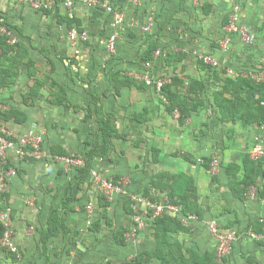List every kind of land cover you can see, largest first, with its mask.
I'll use <instances>...</instances> for the list:
<instances>
[{"label":"crops","instance_id":"1","mask_svg":"<svg viewBox=\"0 0 264 264\" xmlns=\"http://www.w3.org/2000/svg\"><path fill=\"white\" fill-rule=\"evenodd\" d=\"M103 1L125 13V24L116 27L106 11L89 8L78 0L75 18L80 22V25L77 23L79 29L88 32L89 40L76 57L68 39L71 28L67 22L59 20L68 16L64 8L45 14L26 7V0H0L1 18L14 31L26 55L21 65L26 66L27 79L32 81L21 98L11 101L8 107H0L22 113L3 120L5 126L17 137H40L42 128L47 127L49 132L52 129L50 143L44 146L49 156L44 159H22L14 151L8 154L9 162L18 169V174L8 179L7 191L8 204L13 211L14 242L20 254L12 255L0 249V264H122L144 252L155 253L158 243L152 225L149 230L139 231L137 241L130 240L129 233L124 243L118 241L119 229L128 231L134 227L128 200L110 201L109 217L105 218L99 194H94L93 187H89L91 179L79 181L77 168L65 167L51 157L53 150L86 157L96 146L95 169L107 160L112 161L116 141H128L131 136L137 138L131 142L134 148L149 146L150 158L141 162L142 154L138 152L133 159L119 158L121 166L114 177L131 175L128 191L145 194L148 188L152 197L161 199L166 193L152 185L158 181V175L187 173L195 180L203 219L193 222L191 230L175 233L171 240L177 239L184 251L194 247L201 255L213 253L217 242L207 222L215 220L222 224L225 232L237 234V241L225 256L230 264H249V256L254 257L256 264H264V243L253 236L251 229L252 222L264 221V160L256 161L251 154L262 126L223 122L215 102L216 94L223 88L215 71L223 70L228 77L236 78L229 71L243 74L264 69V0H237L241 5L240 22L254 35L253 42L226 29L235 0ZM16 3L25 6V23L17 21L13 15ZM116 32L120 35L117 53L110 55L103 41ZM152 43H156L158 49L170 48L185 55L169 63L155 54L153 59L144 61L143 56ZM196 53L216 57L221 67L203 66ZM29 59L35 62V69L46 64L49 71L43 77L36 72L31 78ZM141 73L154 77L179 76L185 82L184 92L191 81L203 82L204 106L181 122L178 113L169 112L167 105L160 102L154 88L122 83L129 77L138 85L142 84L134 77ZM35 79L40 80L42 86L38 94L31 97ZM53 81L57 84L53 85ZM60 96L63 102L58 101ZM89 111L93 115L86 118ZM103 114L111 117L119 134L112 139L107 153H103L104 139L98 120ZM221 125L233 128V136L229 147L221 151V168L213 181L210 170L174 147L215 140L214 131ZM155 129H160L161 134L156 135ZM163 141L168 145L167 151L181 158L180 161L168 159L166 152L156 145ZM155 149L158 150L156 159ZM247 156L256 165V185L246 198L240 199L233 194L232 187L244 178ZM203 157L212 159L210 155ZM166 160L170 161L164 165ZM229 164L239 165L240 171L236 175L229 173ZM1 167L0 160V171ZM253 189L258 191L259 200L251 199ZM89 204L91 211L87 208ZM54 211L63 226L58 227L57 233L45 244L43 234L49 228ZM148 264H161V261L153 260Z\"/></svg>","mask_w":264,"mask_h":264},{"label":"trees","instance_id":"2","mask_svg":"<svg viewBox=\"0 0 264 264\" xmlns=\"http://www.w3.org/2000/svg\"><path fill=\"white\" fill-rule=\"evenodd\" d=\"M60 2L61 0H57ZM59 6L57 10H59ZM45 14H49V10L43 11ZM58 14V12H57ZM1 18V15H0ZM62 22H67L70 28L73 27L74 23H79L76 18L60 17L59 19ZM10 25V24H9ZM11 26V25H10ZM0 48L2 50L0 58V90L11 87L14 80L18 77V67L26 58V55L20 49L18 42L16 44H10L8 38L0 32ZM158 45L152 43L148 50L143 56L144 61L153 59L155 52L158 50ZM167 55L165 57L166 63L171 62V60H180L184 57L182 52H173L170 48L167 49ZM29 66V76L33 78L36 75L35 62L31 59L28 61ZM74 62V61H73ZM203 66H207L203 61H201ZM209 67V66H207ZM211 68V67H209ZM225 71H215V76L223 84L222 90H220L215 97V102L220 109L221 120L223 122H242L245 125L257 124L259 126H264V83H257L254 80L245 77L237 76L236 78H231L225 75ZM122 83L127 85H136L139 88L148 87L145 83L137 84L135 80L125 77ZM53 85H56L55 81L52 82ZM185 82L183 78L179 76L172 77V80L168 83H165L162 88V94L167 98V103L169 112H176L179 114V120L185 122L193 112H199L200 109L204 106V100L201 99V94L205 88V84L201 81L194 80L190 82L189 88L184 92ZM41 81L35 79V85L32 87L30 96L34 97L38 94V90L41 88ZM62 90V89H61ZM194 94V95H193ZM249 97H253L254 100H250ZM63 97H58L59 102H63ZM17 110H3L0 108V119L7 121L12 116L17 117L20 115ZM93 115L92 111L86 115V118H90ZM24 117V115H23ZM22 118L20 121H23ZM99 122L101 123L100 131L102 132L104 139V148L103 153H107L112 139L118 137V131L112 125L111 117L109 115L103 114L98 117ZM96 146L88 151L87 156L83 157L84 165L77 167L79 171V181H85L91 179V173L94 170L93 160L96 153ZM155 159L157 158L158 150L155 149ZM53 157H71L77 155H69L64 152L52 151ZM34 159V158H29ZM202 165L205 166L208 170L212 171V162L213 160L207 157L202 158ZM10 167H15L10 162L2 166V170L5 172ZM16 168V167H15ZM228 172L236 175L240 171V167L237 164H229ZM17 172L18 169L16 168ZM244 178L232 187L233 194L240 198H246L247 194L250 192L252 186L256 185V165L254 161L247 156L244 160ZM216 173H213V181L216 180ZM117 177L114 178L116 182ZM158 181L153 183L158 191L165 192L168 199L174 205L180 206L183 215L195 214L198 216L199 220L203 219V213L200 209L199 199L197 195V187L195 184L194 178L187 174L181 173L178 175L165 177L160 174L157 176ZM8 184V183H7ZM0 185H1V175H0ZM89 187H93V182L90 181ZM145 194L151 198V200H159L158 198L152 197L150 194V189L145 190ZM8 191L7 189H0V213L11 209L8 204ZM99 203L100 206L104 209L103 216L108 219V208L110 207V201L104 193H99ZM128 212L133 216L134 209L132 202L129 201ZM11 218L13 219V211L11 209ZM134 225H136L134 223ZM63 226V222L59 219L57 211H54L49 228L43 234V242L46 244L51 236L57 233V228ZM154 234L156 241L158 243L157 251L153 254L150 252H144L139 256L135 257L130 261L123 262L122 264H148L153 260H160L161 264H230L228 257H222L218 259L216 253L207 252L204 255H201L196 251L194 247L187 248L186 251L183 250V247L177 239H170L175 233L181 231H189L192 228V225H186L183 223L182 219L178 216H173L170 214H164L163 216L157 217L153 224ZM251 229L254 234L261 235L264 234V221H254L251 223ZM131 230L119 229L116 232L118 241L124 243L127 238V233H130ZM5 228L0 224V239L4 236ZM261 241V240H259ZM264 243V241H261ZM10 254L14 255L15 253L9 251ZM254 257L249 256L247 261L249 264H256ZM113 264V263H106Z\"/></svg>","mask_w":264,"mask_h":264},{"label":"built area","instance_id":"3","mask_svg":"<svg viewBox=\"0 0 264 264\" xmlns=\"http://www.w3.org/2000/svg\"><path fill=\"white\" fill-rule=\"evenodd\" d=\"M82 1L89 8L106 11L113 19V23L116 27L125 24L126 15L121 9H118L103 0ZM26 2L29 3L35 11H51L59 6L65 9L70 18L73 19L76 17V6L78 0H61L60 2L57 0H26ZM240 10L241 5L237 2V0H235L233 10L229 15L226 29L228 32L239 34L247 42H253L254 35L250 32L247 26L240 22ZM0 32L8 38V42L10 44H16L18 42L14 31L5 23L3 18H0ZM68 39L74 49L75 56L77 57L81 54V46L89 40V34L87 31L79 29L78 25L75 23L68 33ZM119 39L120 35L117 32L110 34L106 39H104L103 44L110 55H115L117 53ZM167 51V49H158L155 52V57L163 59L166 57ZM1 52L2 50L0 48V55ZM196 55L201 61L211 68L218 69L221 67L220 61L210 54L196 53ZM229 73L236 77L239 75L245 76L257 83H264V69L262 71H249L243 74H237L234 71H229ZM134 77L140 82L145 83L147 86L154 88L164 103H167V98L162 94V88L165 83L171 81L172 77L170 75L163 74L158 77H154L149 73H141L135 74ZM262 104H264V102ZM261 130V134L257 135L255 138L254 146L251 151L252 157L256 161L264 160V126L261 127ZM41 141L42 139L39 136L17 137L8 130L0 127V160L2 166L9 162L8 154L10 151H14L16 155L22 159H44L46 155L41 150ZM53 159L63 160L64 163L65 161L68 163H74L76 164V168L84 165L83 157H78V155L71 157H53ZM217 166V160L215 159L212 162V170H214V173L218 172ZM17 174L18 172L15 167H10L5 172L1 170L0 189H7L8 179ZM91 178L94 182L98 181V183L95 184L103 189L100 193H104L109 201H112L114 198H122L132 202L135 213L133 218L136 225H134L133 229L129 233L131 237L135 238L139 231L142 230V220L144 217L151 220V224H153L157 217L163 216L164 214L178 216L186 225H191L193 222L199 221L198 216L195 214L183 215L181 207L171 203L167 196L153 201L143 192L139 193L128 191L119 181L116 182L114 179L101 178L97 175L95 170L92 171ZM142 205L146 206L145 210L142 209ZM87 208L90 211L93 210L91 204H89ZM0 224H2L5 228L4 236L0 239V245L8 246L9 251L19 255L20 249L14 242L15 230L13 227V219L11 218V209H7L6 211L0 213ZM207 226L210 232L215 236L217 242L215 250L216 256L218 259H222V257L226 256L230 252V244L237 241V234L235 232H225L224 230H221L218 222L215 220L207 222ZM253 236L258 240L264 241V234L257 235L253 233Z\"/></svg>","mask_w":264,"mask_h":264},{"label":"rangeland","instance_id":"4","mask_svg":"<svg viewBox=\"0 0 264 264\" xmlns=\"http://www.w3.org/2000/svg\"><path fill=\"white\" fill-rule=\"evenodd\" d=\"M26 4H27L26 7L32 9V6L29 3H26ZM24 9H25V6H21L18 3H16L15 5L13 4L12 10H15L13 12L14 17L17 18V21L23 22V23H25V17H26ZM20 39L23 40V38L21 36H20ZM1 59L2 58H0V61H1ZM36 69H37L38 74L41 77H43L44 73L49 71V65L41 64V65H38ZM17 71H18V77L14 80L11 87H9L8 90H3L0 92V94H1V96H0V107L1 108L2 107H8V105H10L11 101L16 100V98H21V94L27 88H29L32 84V81L27 79L26 66L25 65L19 66ZM76 72H80V71H76ZM80 73H77V74H80ZM86 83H88V82H86ZM211 83L212 82H210V84ZM209 89H210V91L212 90L211 85H210ZM210 91H209V95H210ZM4 93H5V95H3ZM159 99H160V102L164 104V101L160 97H159ZM5 124L6 123L0 119V127L4 128L10 132L11 130L8 128V126H5ZM55 129H56V131L58 130L57 128H55ZM231 131L233 132V128H229V127L227 128L225 125H221L219 128H217L214 131V134H213L214 137L213 138H216L215 140L209 139V140L201 141L199 143L186 144L184 146L180 145V144H178V145L176 144L174 148H178V150H179L178 152L187 153V154L191 155L193 158H196L197 159L196 162L198 164L203 163V161H202L203 156L210 155L212 157V160H215V159L217 160V165H218L217 171L219 172L220 168H221V159H220L221 153H222L221 151H224L225 149H227L229 147L228 143L233 136V134H231ZM50 132H52V129H50ZM50 132H49V129L47 127H44L41 129V133H42L40 135V137L42 139L41 150L46 156H49V153L47 151V147H46V149H44V146L45 145L47 146L50 143V137H51ZM154 132L156 135L161 134L160 129H155ZM96 133H97V131L94 132L93 136H95ZM135 135L139 136V133H135ZM135 139H137V138H135V136H131L128 141H122V140L116 141L114 151H112V155H111L113 162L107 160L105 164L103 163L101 166H97L94 169L97 172V175H99L101 178L114 179L115 178L114 175L118 172V169L121 166V161L119 160V158H128L129 159V157H131V159H133L134 157H137V152L142 154V158L144 160L142 159L141 162L149 159L150 158L149 146L144 145L140 149L134 148V146L131 142ZM156 145L160 146L162 148V150H164V152H166L168 159H173V161H175V162H178L181 160V158L173 157L169 150L167 151L168 145H167V143H165V141L159 142ZM78 157H81V156L78 155ZM56 161L61 162L62 164H64L63 166H65V167H68V168L75 167L76 168V164H74V163H68L67 161H65V163H64L63 160H60V159H57ZM169 161L170 160H166V161H164L163 164L166 165L165 162L169 163ZM192 161H194V160H192ZM101 163H99V164H101ZM159 167L161 168V166H157V168H159ZM210 172H211V174H213L214 170H212V171L210 170ZM131 178H132L131 175H127L125 178H123V177L118 178L117 181L121 182L122 185L125 186V188H127V185H128V183H130ZM91 181L94 183L93 184L94 194H99L100 191L103 189L100 188L99 186H97V184H95V183H98V181L94 182V180L92 178H91ZM162 198H163V196H162ZM251 199L259 200L258 191L256 189H253V191L251 193ZM115 200H116V198H114L112 201L114 202ZM142 209L145 210L146 206L142 205ZM133 222H135L134 218H132V223ZM142 222H143L142 231H144L146 228L148 230L151 229V225H152L151 220L144 217ZM218 224H219V228L221 230H224L222 224L219 222H218ZM128 238L132 241H137L139 238V233L135 238L131 237V235H129ZM232 245L233 244H230L231 247H232ZM0 249L2 251L9 252L8 246L0 245Z\"/></svg>","mask_w":264,"mask_h":264}]
</instances>
